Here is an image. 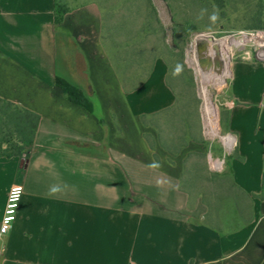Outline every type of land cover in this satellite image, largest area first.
I'll return each instance as SVG.
<instances>
[{"label":"crops","instance_id":"0c3cea01","mask_svg":"<svg viewBox=\"0 0 264 264\" xmlns=\"http://www.w3.org/2000/svg\"><path fill=\"white\" fill-rule=\"evenodd\" d=\"M103 39L96 4L57 24L55 0H0V98L41 117L33 147L0 158V226L10 189L24 187L13 229L0 234V264H264V60L230 67L229 168L252 216L219 232L202 198L191 205L181 189L187 156L145 138L143 116L177 104L167 62L157 59L126 92ZM57 77L93 112L72 103Z\"/></svg>","mask_w":264,"mask_h":264},{"label":"rangeland","instance_id":"374dc122","mask_svg":"<svg viewBox=\"0 0 264 264\" xmlns=\"http://www.w3.org/2000/svg\"><path fill=\"white\" fill-rule=\"evenodd\" d=\"M67 2L70 8L99 6L106 47L122 62L126 75H145L159 58L167 62L168 83L176 92L177 104L168 114L147 119L151 131L147 136L155 149H164L162 141L176 156H187L182 186L190 193L191 205L199 202L200 194L204 195L203 202L210 206L205 222L223 231L243 227L251 219L252 206L233 186L229 165L236 147L229 152L221 139L233 136L224 130V93L230 75L222 84L209 86L213 127L220 133L219 137H212L206 125L201 77L194 58H199L208 44L198 36L239 39L243 33L264 31V0ZM254 45L257 46L253 39L244 48H231L230 67L237 61L257 59L259 47ZM213 162L219 166L222 163V170L214 171Z\"/></svg>","mask_w":264,"mask_h":264},{"label":"trees","instance_id":"16d2710c","mask_svg":"<svg viewBox=\"0 0 264 264\" xmlns=\"http://www.w3.org/2000/svg\"><path fill=\"white\" fill-rule=\"evenodd\" d=\"M68 0H55V11H56V23L60 24L63 21L64 15L69 13L73 8H70L68 5ZM104 44H105V39ZM106 47V44H105ZM109 57L113 62V65L119 75L121 83L126 92H133L138 89L145 80L150 76L154 63L152 67H150L149 71L143 76H133L132 74L126 75L124 70L122 69V62H119L117 58L109 52L106 47ZM134 64V62H133ZM56 85L60 89L63 90L65 96L74 104L79 105L87 109L89 112H93L92 103L85 97L83 92L71 85L65 79L57 77ZM170 85V84H169ZM171 86V85H170ZM172 88V87H171ZM173 89V88H172ZM174 91V89H173ZM175 92V91H174ZM176 94V92H175ZM173 109V108H172ZM172 109L166 110L164 112L158 113L153 116H143L142 121L146 127H148L147 119L154 117L159 118L163 115L168 114ZM41 117L16 103L0 98V158L11 159L14 157H20L25 154L29 149H31L35 143L37 131L39 128ZM224 130L226 133H229V124H228V114L226 117V121L224 122ZM145 138L151 147V149L155 150V144L149 140L147 134ZM162 147L169 152L171 155L176 156L173 151L168 149V147L162 142ZM190 158V157H189ZM184 177V174H183ZM183 178L181 180V189L185 190L188 194H190L185 188L182 186ZM234 188L241 193L246 199L251 202V197L245 194L242 190H240L233 181ZM190 196V195H189ZM204 199V195L200 194L198 199ZM260 198L264 199V194L260 196ZM209 209L210 206L206 204ZM209 226L213 227L216 231L222 232L223 230L218 229L206 222Z\"/></svg>","mask_w":264,"mask_h":264},{"label":"bare ground","instance_id":"6f19581e","mask_svg":"<svg viewBox=\"0 0 264 264\" xmlns=\"http://www.w3.org/2000/svg\"><path fill=\"white\" fill-rule=\"evenodd\" d=\"M250 37V38H249ZM199 40L205 39L208 43L206 49L202 51L199 58H194L195 65L201 77V90L204 98V114L207 129L212 137H219L220 133L213 127L212 108L210 100V85H220L230 75V50L233 47L244 48L249 40H255L259 47L260 57L264 58V32L243 35V38L230 37L225 39H216L210 35H201ZM199 49V47H198ZM194 52L197 50L194 48ZM211 87V86H210ZM226 148L231 151L235 146L233 136H221Z\"/></svg>","mask_w":264,"mask_h":264},{"label":"built area","instance_id":"2783aa9c","mask_svg":"<svg viewBox=\"0 0 264 264\" xmlns=\"http://www.w3.org/2000/svg\"><path fill=\"white\" fill-rule=\"evenodd\" d=\"M259 32H264V31H259ZM257 33V32H256ZM250 34H255V33H250ZM244 33L242 34V36ZM254 43V41H252ZM255 46V45H254ZM257 47V46H255ZM258 48V47H257ZM257 59L264 60V58L260 57L259 49H258V57ZM235 139V137H233ZM236 147V140H235V146ZM232 151V150H231ZM229 151V152H231ZM219 162V161H216ZM214 166V171H221L222 170V163L221 165H216L215 162H213ZM24 195V187L22 184H16L14 185L7 197V203L4 211V215L1 221V226H0V234L1 236H6L10 233V231L13 229L17 218L19 214V208L21 204L22 197Z\"/></svg>","mask_w":264,"mask_h":264},{"label":"clouds","instance_id":"9594fccd","mask_svg":"<svg viewBox=\"0 0 264 264\" xmlns=\"http://www.w3.org/2000/svg\"><path fill=\"white\" fill-rule=\"evenodd\" d=\"M215 16L212 17L213 20H215ZM177 71H179V68H177ZM53 191H56V189H53Z\"/></svg>","mask_w":264,"mask_h":264}]
</instances>
